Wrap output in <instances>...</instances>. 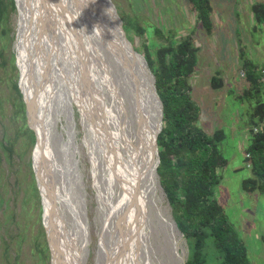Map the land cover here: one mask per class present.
<instances>
[{
  "label": "rangeland",
  "instance_id": "obj_1",
  "mask_svg": "<svg viewBox=\"0 0 264 264\" xmlns=\"http://www.w3.org/2000/svg\"><path fill=\"white\" fill-rule=\"evenodd\" d=\"M26 1L23 5L22 0H18L19 3L13 0V6L3 11L5 14H0V264H59L57 249L61 240L68 239L69 236L64 230L70 229L72 224L68 217L70 212L66 210L64 193L66 187L64 183L69 181L71 173L74 182H69L68 187L73 186L77 192L81 233L78 238L81 244L79 257L74 263L110 264L109 255L101 247L102 227L105 226L106 231L109 230L106 233L109 236L108 240L112 242L113 237L118 239L116 232L119 234L122 229L118 225L119 219L123 222L124 218V225H128V229L125 230L128 235L134 225L122 215V211L116 209L122 195L116 181L117 171L113 175L114 170L109 166L112 150L108 148V154L105 153L104 143L99 141L98 129L93 126L94 123L87 115L85 109L87 104L83 101L85 94L81 86L82 74L76 62L85 67L83 72L86 74L88 88L93 98L97 97L96 102L100 104L99 115L113 109L114 97L102 75L94 68L89 48L82 43L85 34L77 29L72 31L69 25L72 38L70 54L63 46L64 34L58 19L61 16L54 15L51 11L50 14L47 13L45 0ZM111 2L122 22L127 39L145 61L146 56L154 57L158 50L157 44L166 46L168 42L177 43L187 36L191 37L197 52L200 51L199 55H202L203 48L209 49V44L218 46L219 43L222 47L221 42L225 41L222 36L214 34L213 28L212 34L205 30L198 20L197 12L187 0H111ZM209 2L211 3V0ZM98 3L104 9L103 0H98ZM49 6L52 5L49 3ZM240 18L243 22L242 17ZM240 24L239 21L236 22L234 35L233 30L229 31L237 41H241L243 36L244 29ZM256 24L264 31L262 23ZM155 29L162 33L163 38L155 33ZM210 34L211 36L214 34L212 39ZM244 35L247 37V34ZM256 36L258 38V34ZM252 37H255V33H252ZM120 47L122 48L121 44ZM249 48L250 45H247L245 50ZM113 50L117 54L118 49L115 45ZM72 55L79 60L75 61L74 57L72 63L68 62ZM133 56L134 67L138 69L137 62L141 64L142 58L134 54ZM115 60L122 74L124 87H128L127 76H131L132 72L128 69L126 74L120 59ZM222 67L226 69L225 71L234 70L228 63H222ZM148 69L153 78L152 71L149 67ZM205 70L203 75L197 77V84L192 80L193 74L188 77L187 83L190 85L192 99L200 108L196 124L207 135L211 136L216 132L223 134L218 146L227 159V164L217 171L221 179L215 187L214 196L238 231L251 264H264V192L246 191L242 184L244 179L253 177L251 167L247 165L249 162L245 158V149L248 146L247 136L251 128L249 116L256 106L255 100L253 102L252 98L246 97L245 93L249 89L246 74L240 75L244 70L242 64L236 68L230 85L222 80L224 77L219 75L221 70L215 63H211ZM135 74L136 76L134 74L133 76L139 83L146 82L137 71ZM213 75L221 79L220 89L212 88L210 79ZM19 82L25 93L31 123L37 126L40 143L38 138L36 142H31L28 133L25 132L28 123L25 105L23 104V110L18 106L19 93L23 103ZM240 83H243V86H240ZM137 86L139 88V85ZM134 90H129L130 94L127 95L124 89L128 107L132 103L139 125H145L146 122L150 134V123L141 109L138 98L136 100L134 98L137 94ZM157 108L154 104V111L159 110V104ZM140 109L143 112L139 115ZM147 111L149 112L148 107ZM132 130L136 141L139 140L142 145L138 146L140 151L142 152L141 148L146 150L147 161H154V155L151 158L146 155L149 143L143 137L144 129L143 135L137 130V126ZM69 159L72 160V165L68 170L66 161ZM38 161L43 165L45 173L48 219L45 210L43 218L42 200L44 209L46 206L43 185L40 180L39 186L34 169L35 167L37 169ZM37 171L40 176L38 169ZM156 178V193L160 198L163 197L161 205L167 209L170 219L175 223L171 207L159 183V176L156 175ZM40 230L43 237L38 241L42 242L44 238L47 242L49 252L47 258H44L45 252L39 255L30 251ZM178 232L183 247L179 253L184 252L185 256L182 262L174 260L171 264H185L188 256L186 239L179 229ZM16 234L22 236L20 247H16L13 241ZM42 247L43 244H40V249ZM207 264H215V259L208 258Z\"/></svg>",
  "mask_w": 264,
  "mask_h": 264
},
{
  "label": "bare ground",
  "instance_id": "obj_2",
  "mask_svg": "<svg viewBox=\"0 0 264 264\" xmlns=\"http://www.w3.org/2000/svg\"><path fill=\"white\" fill-rule=\"evenodd\" d=\"M16 1L19 3L18 0ZM22 1L23 5L27 2L26 0ZM103 2L105 3L104 9H102L98 0H45L47 13L49 12L50 14L52 12L54 15L61 16V18L58 19L61 24L62 33L64 34L63 46L69 53L72 39L69 32V25L72 31L73 29H77V31L85 34L83 39L84 42L82 43L90 50L89 56L95 66L93 67L102 75V79L107 83L114 97L113 109H109V112L105 111L99 115L100 110L98 106H100V104L96 102L98 98L96 97L94 99L93 94H91L88 88L86 74L83 72L85 67H83L80 62L79 64L76 62L82 74L81 86L82 92L84 90L83 94H85L83 95V101L87 104L85 106L87 115L91 122L94 123L93 126L98 129L99 141L104 143L103 147L104 151L106 150L105 153L108 152V148L112 150L109 166L114 170L113 175L117 171L116 181L120 188V194L122 195L116 209L122 211V215L128 218L131 225H134L130 235H128L125 233V230L128 229V225H124V218L123 222L119 219L118 225L120 228L122 227V229L119 234L118 231L116 232L118 239L113 237L112 242L108 240L109 236L106 233L109 232V230L106 231L105 226H103L101 247L109 255L110 264H171L174 260L182 262L183 253H179L182 247L180 235L168 215L169 212L167 213V209L161 205L163 197H161V199L156 193L157 178L154 170L156 154L154 150V137L159 129L160 104L153 92L152 77L150 72L145 68L143 60H141V64L136 61L137 65H139L138 69H142V71L134 67L135 57L133 54L141 58L142 56L134 50L131 42L124 36L122 32L123 28H121L119 23L120 19L118 20L119 16L116 9L112 8L111 0H109L110 3L107 0H103ZM49 3L52 5L51 7ZM37 42L42 44L39 40H37ZM112 43L115 45V48L118 49L117 54L113 50L114 45H112ZM70 54H72V52ZM74 57L75 61L79 60L76 56L72 55L68 62L72 63ZM115 58L117 60L120 59V63L126 69V74L129 69L135 76V71H137L139 75L144 77L146 87L143 84L141 85L132 73L131 76H127L128 81L126 84L128 87H124L123 77ZM92 62L90 63L92 64ZM136 83L143 88L139 89ZM124 89L127 95L130 94L129 92L132 91V89L136 90H134L137 92L134 98L135 100L138 98L141 109H143L150 123L149 134V128L144 119L146 127L143 137L149 143L148 154H146L147 157L151 158V156L154 155L153 163L152 161H147L145 157L146 150L141 148L142 152L140 151L139 147H142V145L139 140L136 141L133 135L132 128L134 126H137V130H139L142 135L143 129L141 125H139V120L135 114L132 103L128 107ZM152 98L154 99L152 103L155 104L156 109H158L157 107L159 104L158 111L156 109L154 111V105H149V101ZM147 107L149 112L147 111ZM141 109L138 110L139 115L143 112ZM90 124L92 125V123ZM34 127L37 132V138L39 139V132L35 123ZM109 127L112 128V131ZM110 135L113 137H110ZM69 160L66 161L68 170L72 165V160ZM37 169L39 170L38 166ZM39 173L43 185L44 204L46 205L45 211L48 219L49 208L46 200L47 192L45 179L40 170ZM73 177L72 173L69 174V181L64 183L66 184L64 188V193H66L65 201L67 202V204L65 203L67 205L66 210L70 212V216L68 215V217L71 219L72 224L70 229L64 230V233L66 232L69 236L68 239L61 240L57 249L59 264H75L74 261L79 257V245H81L78 241L81 233L79 228L80 215L77 192L72 188L73 186L68 187L69 182H74ZM66 255H68L69 258Z\"/></svg>",
  "mask_w": 264,
  "mask_h": 264
},
{
  "label": "trees",
  "instance_id": "obj_3",
  "mask_svg": "<svg viewBox=\"0 0 264 264\" xmlns=\"http://www.w3.org/2000/svg\"><path fill=\"white\" fill-rule=\"evenodd\" d=\"M187 1L197 12L202 26L211 33L213 23L209 0ZM13 3V0H0V14H5ZM252 11L255 21L264 23V3L254 4ZM155 33L163 38L157 29ZM157 45L154 57H145L162 103V127L156 140L159 157L156 172L171 207L172 217L187 242L188 256L185 264H207L208 258L215 259V264H251L238 231L214 196L215 187L221 179L217 171L227 164V159L218 146L223 138L222 132L210 136L196 124L200 108L190 95L187 79L196 67L197 48L193 47L190 36L177 43ZM143 64L147 69L144 60ZM242 65L249 89L245 93L246 97L252 98L253 102L255 100L256 104L249 116L251 128L245 149V158L253 177L244 179L242 184L246 191L264 192V90L259 81L261 72L250 61L242 60ZM210 83L215 90L222 86L221 79L216 75L211 77ZM140 84L146 87V82ZM16 89L19 91L17 86ZM18 101L19 108L23 110L21 93ZM153 101L152 98L149 105H154ZM141 127L145 129L144 124ZM254 128L257 130L254 131ZM25 132L34 142L33 130L27 126ZM38 166L45 177L39 161ZM42 234L40 230L30 251L39 255L45 252L44 258H47V242L44 238L42 242L38 241L43 237ZM13 241L16 247H20L21 234L14 235ZM40 244H43L42 249Z\"/></svg>",
  "mask_w": 264,
  "mask_h": 264
},
{
  "label": "crops",
  "instance_id": "obj_4",
  "mask_svg": "<svg viewBox=\"0 0 264 264\" xmlns=\"http://www.w3.org/2000/svg\"><path fill=\"white\" fill-rule=\"evenodd\" d=\"M262 2H264V0H211V18L214 24V34L217 36L219 35V37L222 36L225 41L221 42L223 44L222 47L219 43L218 46L209 44L208 50L203 48L202 55H199L200 51L197 52L196 67L192 73L194 76V79L192 76V80H194L196 84L197 77L203 75L206 71L205 69L208 68L211 63H215L218 69L221 70L219 75H223L224 78L222 80L226 81L228 85L233 82L231 80V78H234L232 75H235L236 68H239L240 64H242V60H249L257 66L258 69L264 67V31L257 26L252 11V6L255 3ZM240 17L244 20L243 22ZM238 21L244 29L241 41H237L236 38H233L234 29L237 28L236 22ZM262 24L264 27V23ZM230 30H233V35H231V32L229 33ZM252 33H255V37H252ZM223 34H225V36ZM237 34H239V32H237ZM244 34H247V37H245ZM257 34L258 38L256 36ZM213 35L210 39L213 38ZM207 41L210 42L211 40ZM247 45H250V48L245 50ZM222 63L230 64L234 70L225 71L226 69L222 67ZM241 79L243 80V78ZM242 84L243 83H240V86H243Z\"/></svg>",
  "mask_w": 264,
  "mask_h": 264
},
{
  "label": "water",
  "instance_id": "obj_5",
  "mask_svg": "<svg viewBox=\"0 0 264 264\" xmlns=\"http://www.w3.org/2000/svg\"><path fill=\"white\" fill-rule=\"evenodd\" d=\"M112 7H113V9L115 8V7L113 6V4H112ZM119 19H120V18L118 17V20H119ZM119 23H120L121 28H123V27H122V22H121V20H119ZM122 32H123L124 36L126 37L124 30H123ZM126 38H127V37H126ZM142 58H143V57H142ZM143 60H144L145 65H146V67H147V69H148L147 63H146V61H145L144 58H143ZM148 70H149V69H148ZM152 84H153V92H154V94H155V96H156V98H157V100L159 101V104H160V112H159V129H158V131H157V133H156V135H155V137H154V150H155V153H156V154H155L154 170H155V172H156V168H157L158 163H159V157H158V146H157V141H156V140H157V136H158V134L160 133V131H161V127H162V103H161V100H160V98H159V96H158V94H157V92H156L155 86H154V77L152 78ZM19 88H20V90H21V92H22V96H23V104H24L25 107H26L27 123H28L29 128L32 129L33 132H34V135H35V142H36V139H37L36 129L34 128L33 124L31 123L30 113H29V110H28L27 105H26V103H25V93L22 91V88H21L20 82H19ZM33 163H34V158H33ZM34 165H35V164H34ZM34 169H35V172H36V174H37V180H38V183H39V186H40V176H39V174H38V171H37L36 167H35ZM156 175H158V174L156 173ZM42 207H43V218H44V210H45V209H44V205H43V200H42ZM43 222H44V221H43ZM172 222H173V221H172ZM173 224H174V226L176 227V229H177V231H178V228H177V226H176V223L173 222ZM43 225H44V223H43ZM44 227H45V225H44ZM45 231H46V228H45ZM178 233H179V232H178ZM46 239H47V241H48V246H49L50 251H51L50 242H49V239H48L47 233H46ZM182 255H183V258H184V256H185L184 252H183ZM51 259H52V255H51ZM182 261H183V259H182ZM51 263H52V262H51ZM52 264H53V263H52Z\"/></svg>",
  "mask_w": 264,
  "mask_h": 264
},
{
  "label": "built area",
  "instance_id": "obj_6",
  "mask_svg": "<svg viewBox=\"0 0 264 264\" xmlns=\"http://www.w3.org/2000/svg\"><path fill=\"white\" fill-rule=\"evenodd\" d=\"M260 72H261V75H260V79H259V81H260V84H261V88L264 90V67L260 69ZM241 75H242V76L245 75L244 70L241 71ZM256 130H257V129L254 128V131H256ZM246 156H247V154H246ZM247 165L249 166V163H248Z\"/></svg>",
  "mask_w": 264,
  "mask_h": 264
}]
</instances>
